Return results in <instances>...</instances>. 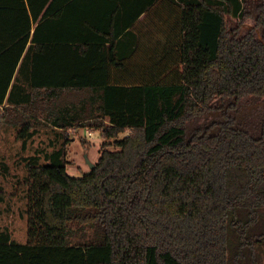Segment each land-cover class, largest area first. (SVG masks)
Instances as JSON below:
<instances>
[{"label":"trees","instance_id":"1","mask_svg":"<svg viewBox=\"0 0 264 264\" xmlns=\"http://www.w3.org/2000/svg\"><path fill=\"white\" fill-rule=\"evenodd\" d=\"M80 1L0 0V123L24 147L38 120L64 137L26 159L27 241L1 232L0 264H264V0H158L165 44L129 55L137 14ZM87 127L114 141L72 177L68 131Z\"/></svg>","mask_w":264,"mask_h":264},{"label":"rangeland","instance_id":"2","mask_svg":"<svg viewBox=\"0 0 264 264\" xmlns=\"http://www.w3.org/2000/svg\"><path fill=\"white\" fill-rule=\"evenodd\" d=\"M24 89L25 92H30L27 86ZM2 112L3 106L0 107V114ZM38 121L33 128L34 135L25 147L18 139L20 127L0 123V186L3 190L0 199V233L7 231L10 238L18 243L27 241L28 232V186L25 181L29 169L26 159L39 156L40 164L46 163L48 156L58 151L64 142L61 130L42 120ZM88 128H81L76 134L68 135L70 139L67 149L68 169L81 167L83 174L91 171L89 161L93 164L98 162L102 145L112 144L114 141L106 140L99 131H94L90 136L87 132ZM124 135L121 134L119 138ZM73 231L75 235L72 241H83L84 231L81 232L76 224L73 225ZM85 233V236H91L92 230L88 228ZM261 245L258 244L257 249L259 247L261 249Z\"/></svg>","mask_w":264,"mask_h":264},{"label":"crops","instance_id":"3","mask_svg":"<svg viewBox=\"0 0 264 264\" xmlns=\"http://www.w3.org/2000/svg\"><path fill=\"white\" fill-rule=\"evenodd\" d=\"M110 1L124 3V5H116L117 7L123 6V11L121 13L122 15H120V18L122 19H129L137 14V20L133 23V25L129 26L127 29H124L121 35L115 41V45H117V51L119 53L122 55H129L135 49L136 45H141L146 50H153L159 49L165 44L164 36L160 31H158L156 25L153 23L152 18H157L158 15H162L163 5L159 4L158 0H81L79 9L81 8L89 13L91 12L89 16L93 14L94 18L108 19L110 11L114 9ZM152 2H154V5H151ZM141 7H146V10L142 14H138L140 13ZM114 31L117 32L119 29H114ZM93 34L95 37L98 36L100 40H103L101 41V44L107 46L111 45L110 40L106 39H109L111 35L114 34L113 30L103 27L100 28L98 32L95 31ZM94 41L96 43V40ZM4 106L5 105H3V108ZM72 139L74 140L73 137ZM68 166L67 173L70 176H83L81 167L77 168L76 166L72 169H68Z\"/></svg>","mask_w":264,"mask_h":264},{"label":"built area","instance_id":"4","mask_svg":"<svg viewBox=\"0 0 264 264\" xmlns=\"http://www.w3.org/2000/svg\"><path fill=\"white\" fill-rule=\"evenodd\" d=\"M78 130H79V129H76V128L70 129V130L68 131V134H69V135L76 134V133L78 132ZM87 132H88V134L91 136V135L93 134L94 130L88 128Z\"/></svg>","mask_w":264,"mask_h":264},{"label":"water","instance_id":"5","mask_svg":"<svg viewBox=\"0 0 264 264\" xmlns=\"http://www.w3.org/2000/svg\"><path fill=\"white\" fill-rule=\"evenodd\" d=\"M89 164H90V168H91V170H93V169L95 168V166H96V164H93V163H91L90 161H89Z\"/></svg>","mask_w":264,"mask_h":264}]
</instances>
